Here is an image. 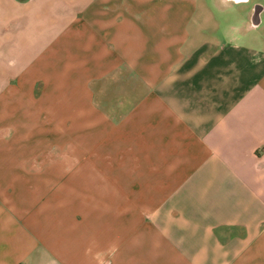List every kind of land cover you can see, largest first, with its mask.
<instances>
[{
    "label": "crops",
    "instance_id": "0c3cea01",
    "mask_svg": "<svg viewBox=\"0 0 264 264\" xmlns=\"http://www.w3.org/2000/svg\"><path fill=\"white\" fill-rule=\"evenodd\" d=\"M0 264H264V0H0Z\"/></svg>",
    "mask_w": 264,
    "mask_h": 264
},
{
    "label": "rangeland",
    "instance_id": "374dc122",
    "mask_svg": "<svg viewBox=\"0 0 264 264\" xmlns=\"http://www.w3.org/2000/svg\"><path fill=\"white\" fill-rule=\"evenodd\" d=\"M45 138V137H44ZM45 141L44 139L41 140V142ZM46 142V141H45Z\"/></svg>",
    "mask_w": 264,
    "mask_h": 264
}]
</instances>
